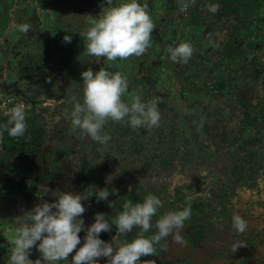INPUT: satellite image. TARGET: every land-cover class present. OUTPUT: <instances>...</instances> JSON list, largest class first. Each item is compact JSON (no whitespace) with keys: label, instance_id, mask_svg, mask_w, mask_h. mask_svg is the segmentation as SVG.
<instances>
[{"label":"rangeland","instance_id":"374dc122","mask_svg":"<svg viewBox=\"0 0 264 264\" xmlns=\"http://www.w3.org/2000/svg\"><path fill=\"white\" fill-rule=\"evenodd\" d=\"M117 2L119 0H113V3ZM191 2L148 0L154 29L146 51L139 56L133 54L124 59L106 61L104 57L88 53L81 34L91 26L93 19L98 18L103 8L111 6L108 0H18L14 21L9 20L13 1L0 0V126L7 123L15 104H22L26 111L24 135L13 137L6 129L0 128V264H6L11 254L10 237L23 224L18 218L28 211V202L51 201L56 198L53 193L57 190L84 193L89 188L106 187L110 191L107 200H100L92 194L82 201L86 208L82 214L86 229L96 212H105L109 217L118 213L123 203L119 193L133 200L137 193L141 195L139 198L146 196L142 189H138L144 177L135 174V170H143L145 162L138 167L135 161L136 157L143 160L144 155L152 151H162L180 159L179 164L171 168L160 161L154 165L161 178L155 177L148 186L157 188V191H151L154 194L161 192L163 203H170L174 199L172 195H176V203L184 207L188 202L183 201V195L190 193L192 202L196 199L205 204L198 197L200 194L194 191L205 187L214 173H222V180L225 174L229 179L236 178L231 174L232 167L244 162L246 149L239 143L232 148L224 139L226 136L236 140L244 125V117L255 114L264 102V24L258 22L257 28L253 24L249 29L235 13L226 12L225 5L220 2L216 12L211 14L207 10L203 13V20L197 23V19L191 20L190 17V7L194 6ZM200 5H203L202 1ZM22 23L29 25L27 31L19 29L18 25ZM66 34H71L70 42L64 40ZM249 38L251 43L240 49V52L247 50L243 56L240 54L233 61L225 56L229 41L247 43ZM184 41L193 47L191 57L187 62L172 60L169 46L175 47ZM51 64L52 68L55 64L60 68L52 80L48 75L51 70L47 69ZM100 67L119 71L127 78L126 100L139 95L142 100L158 105L161 116L166 117L164 121L160 120L158 129L145 123L128 129L126 138L117 136L120 131L111 129L110 139L101 143L72 125L73 97L82 99L83 95L81 72L86 68L98 70ZM177 74L186 81L190 76V80H196L203 87L199 93L202 105L206 106L210 100L207 106L217 108L216 127L209 128L212 134L205 133L199 143L206 146L205 155L209 157L208 163L203 164L201 175H193V164L184 156L191 148L186 138L189 136L191 140L189 132L193 128L179 125L174 120L173 106L165 103L172 97L177 101L186 100L184 91L175 82ZM219 80H226L227 86L219 91L210 90ZM216 138L221 141L219 151ZM154 140L158 141L154 143ZM158 145L162 147L158 148ZM132 149L135 152L128 155ZM114 156L120 157L119 166L126 164L127 172H114ZM122 156L125 159L122 160ZM134 162L133 168L131 164ZM249 173L250 170L243 172L240 185L246 183ZM129 175L137 178L136 183ZM165 175L169 177L167 181L161 187L156 186L160 179L165 180ZM123 176H128L126 181L123 180V186L114 184ZM255 180L261 185L247 183L235 191L222 181L228 192H234L229 198L230 206L236 204L235 212L239 211L248 222L243 232L227 224L221 227L218 236L211 233L207 241L200 239L195 250L190 245L193 234L203 229L199 228L200 223L194 228L195 223L185 222L182 228L174 229L173 234L156 242L154 253L142 256L141 264H264L263 178L260 175ZM212 200L220 202L218 196ZM207 208L210 214L215 213L211 207ZM167 211L163 205L152 218V223ZM193 212L188 218H194ZM138 227L122 234L113 224L110 231H102L100 235L119 245L122 240H127L126 236H135ZM85 229L79 233L81 243ZM176 232H179V240L174 238ZM30 257L33 260L42 258L36 246L31 249ZM99 259L104 264L107 257ZM58 264H70V257Z\"/></svg>","mask_w":264,"mask_h":264},{"label":"clouds","instance_id":"9594fccd","mask_svg":"<svg viewBox=\"0 0 264 264\" xmlns=\"http://www.w3.org/2000/svg\"><path fill=\"white\" fill-rule=\"evenodd\" d=\"M103 8L98 18L81 35L89 54L104 57L106 61L124 59L131 55L143 54L150 45L154 22L149 12L148 0H119ZM218 4H211L209 11L216 12ZM21 31H27L29 25H18ZM71 34L64 40L70 42ZM174 61L187 60L193 53L191 43L184 41L168 48ZM83 81L82 99L73 97L75 103L70 113L74 127L84 130L93 140L106 143L110 134L103 131L109 120L126 122L139 127L147 121L158 125L161 113L158 105L146 102L139 95L131 100L123 98L128 90V80L119 71L109 67L98 70L86 68L81 72ZM10 136H22L26 131V111L22 104L13 106L6 124L0 126ZM95 194L100 200H107L110 191L105 188H89L84 193L69 190H57L55 199L42 200L32 209L25 211L23 224L15 229L10 237L13 247L6 264H58L70 257V264H101V257H107L104 264H141V257L153 254L156 242L173 234L174 229L182 228L191 215V207L170 209L162 214L155 223L152 218L163 206L160 196L149 192L142 200L134 202L126 198L115 216L98 211L90 225L85 229L82 203L89 195ZM234 229L243 232L247 220L239 213L232 218ZM116 225L117 231L126 234L134 226H139L132 239L122 240L119 245L106 241L100 235L110 231ZM82 229H85L81 243ZM155 231L150 233V230ZM179 240V232L174 234ZM79 245V247H78ZM36 246L42 258L33 260L30 251ZM75 250V251H74Z\"/></svg>","mask_w":264,"mask_h":264},{"label":"trees","instance_id":"16d2710c","mask_svg":"<svg viewBox=\"0 0 264 264\" xmlns=\"http://www.w3.org/2000/svg\"><path fill=\"white\" fill-rule=\"evenodd\" d=\"M190 1H192L191 3H194V6L190 7L191 9L190 17L191 20L197 19L196 20L197 23L199 22V20H203L202 19V16H204L203 13L206 12L207 10L209 11V6L211 4H219L220 2V4L225 5L223 9L226 12L235 13L240 19H243L246 22L247 28L252 29L253 24L255 25V28H257L258 22H262L264 24V15L262 14L264 0H201L203 5H200L201 4L200 0H190ZM198 8H201L202 10L200 9L199 11L196 12ZM218 8H220V6ZM212 13L213 12H211V14ZM250 38L247 43L244 41H242L241 43L235 42L234 40L229 41L230 43L228 44V53H226L225 56H227V58L229 57L230 59H232V61L236 58V56L240 54L243 56L247 52V50H245L244 52H240V49L243 48V45L248 46L249 43H251ZM252 43L254 44V42ZM47 69L51 70V74L48 75L52 80L53 76L57 74V70H59L60 68L58 64H55L54 68H52V64H51L50 66L47 67ZM193 77L194 76H192V79ZM190 79L191 76L189 78V81L183 80V78H181V76L177 74V80H175V82L178 86H180V90L182 92L184 91L186 100L182 102V99H179L177 101L175 98L172 97L166 99L165 103L168 106H173V109L175 111L174 120H176V122L179 125H187L188 128L189 127L193 128V130L189 132V135L192 136L191 140H189L190 139L189 136L188 138H186L188 139V141H190L191 148L186 152L187 154H184V156H186V160L190 161L193 164L192 166L193 175L195 174L201 175L203 164L206 165L208 163L209 157L205 155V153L207 152L205 150L206 146L205 145L200 146L199 143H202L200 139L201 136H205V133L206 135L212 134L209 128L216 127L215 114L217 113L216 112L217 108L216 106H212V105L210 107L207 106V103L210 100L207 101L206 106L202 105L201 97L199 96V93L203 87H201V85L197 83L196 80L194 79L190 80ZM225 83L226 80H219L217 81V83H215L212 86L213 88H211L210 90L219 91L227 86V84ZM123 98L125 99L126 97L124 96ZM194 108L197 110L196 112H194L193 110ZM159 111L160 113H162V110L159 109ZM165 119H166L165 116L164 117L161 116L160 118V120L163 121ZM145 123L151 125L148 122ZM151 126L157 129L160 127L159 123L158 125H151ZM132 128L133 127L127 124L126 122L109 120L105 124L103 131L109 134L111 129H116L120 131L117 134V136L122 135V137L126 138L125 136V134L127 133L126 131H128V129L131 130ZM194 130L197 132H193ZM239 133L240 134L236 140L235 139L231 140L226 136L224 139V141L231 147L236 143H239L238 145L246 149V153H245L246 159L244 160V162L241 163L240 165H236L232 167L231 174L233 176H236V178L229 179L228 175L225 174L223 175L224 178L222 180L221 178L222 173L221 174L214 173L213 176L210 177V182L207 185H205V187L198 189L197 191H194L196 194H200V196L198 197L200 199H203L202 201H205L206 202L205 204L199 203L200 201L196 199L192 202L190 200V193L187 195H183V199H185L183 201L188 202V204L186 205L191 206V211L192 210L194 211L193 212L194 218L193 217L187 218L185 222L195 223L194 225H192L194 228H197L198 226L197 223H200L199 228L203 229L193 234L192 244L190 245L195 250L198 248L200 239H202L203 241H207L209 239V234L215 233L218 236L222 226L233 225L232 218L234 214L239 213V211L235 212L236 204L235 207L234 205L230 206V202H229V198L232 195H234V192H228V190L222 185V181H224L226 185L230 189H233L234 191L237 188H241L243 185H246L247 183L250 184L252 182H253V186H260L261 184L255 180L258 179L260 175L263 178V184H264V102L261 103V109H258L255 114L249 113L244 117V125L242 126V129L240 130ZM211 140H213V137L211 138ZM157 141L158 140H154V143ZM216 141H218L217 149L219 151L221 146V141L218 138H216ZM161 147L162 146L158 145V148ZM126 152L127 150L124 151V153ZM134 152L135 150L132 149L129 150L127 153L128 155H132ZM114 157L115 158L113 160L116 168L114 172L119 170L127 172L125 163H123L122 166H119L120 157L118 156H114ZM144 157L145 158L143 160L138 159L136 157L135 162L138 167L144 162L145 164L143 165V170L141 172L139 170H135L137 171L135 172V174H140L142 177H144V182L142 183L140 181L141 184L139 185L138 189H142L143 192H145V195H147L151 191H157V188L151 187L150 185L148 186V183L154 181L155 177L157 176L161 178L158 168H155L154 166L155 163H158L160 161L166 164L167 167L171 168V166L173 165H178L180 159L177 160V158L172 155H165L162 153V151H152L150 154L144 155ZM121 159L123 160L125 158H123L122 156ZM135 162L131 164L133 168L135 167ZM198 165L199 167L196 170H194V168L197 167ZM248 170H250L249 173L250 177H247L245 184L240 185V182L244 179L243 172ZM127 177L123 176L122 180H117L114 184H116L117 186H123L124 184L123 182L126 181ZM163 177H165V180L161 181L160 179L159 182H157L156 186L161 187L162 184L167 181V178H169L166 175ZM129 178L134 183H136L137 178L134 175L132 176L129 175ZM263 184L262 187H264ZM116 189L117 188H114L113 190ZM202 191H204V193L206 194L200 193ZM160 193L161 192L159 191L155 194L160 196ZM123 194L124 193L121 192L119 193V196L124 201L127 198V196L124 195V197H122ZM137 194L138 196L135 200L136 201L142 200L144 196L142 198H139L141 195L139 193ZM216 196L219 197L220 200L219 203H216V200L215 201L212 200L213 197ZM172 198L174 199L173 200L171 199L170 203L164 202L163 205H165L168 208V210L182 208V206L176 203L178 199L177 196L172 195ZM207 207H211V209L214 210L215 213L210 214ZM160 213H163V210H161ZM133 237L126 236L127 239H132Z\"/></svg>","mask_w":264,"mask_h":264},{"label":"flooded vegetation","instance_id":"af4514ba","mask_svg":"<svg viewBox=\"0 0 264 264\" xmlns=\"http://www.w3.org/2000/svg\"><path fill=\"white\" fill-rule=\"evenodd\" d=\"M13 1V9L11 10L10 12V17H9V20L11 21H14V18H16V12H17V9L19 8L18 7V0H12ZM41 203L40 200H34V201H31V202H28V204L26 205V209L27 210H30L32 209L36 204H39Z\"/></svg>","mask_w":264,"mask_h":264}]
</instances>
